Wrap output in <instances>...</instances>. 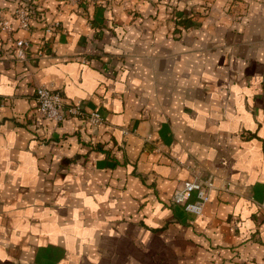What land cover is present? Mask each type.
Listing matches in <instances>:
<instances>
[{"label":"crops","instance_id":"obj_1","mask_svg":"<svg viewBox=\"0 0 264 264\" xmlns=\"http://www.w3.org/2000/svg\"><path fill=\"white\" fill-rule=\"evenodd\" d=\"M229 1L0 0L35 19L26 61L0 31V264H264V0ZM195 174L200 216L171 202Z\"/></svg>","mask_w":264,"mask_h":264},{"label":"built area","instance_id":"obj_2","mask_svg":"<svg viewBox=\"0 0 264 264\" xmlns=\"http://www.w3.org/2000/svg\"><path fill=\"white\" fill-rule=\"evenodd\" d=\"M75 3V0H70ZM33 20L30 7L19 5L13 13V23L5 12L0 9V31L7 34L6 43L14 49L18 60L26 61L29 51L33 48L32 39H21L14 36V23L21 30L30 31ZM61 29L59 21L46 24L42 29L44 37L42 41L48 44L54 34ZM36 111L45 119L62 123L68 117L78 118L91 126L105 125L109 123L97 112H89L86 107L77 102L71 105H65L61 92L50 86H39L36 90ZM182 165V163H181ZM213 184L210 180H203L199 175H193L191 179L184 182L178 189L171 202L174 205H180L187 213L200 216L204 207L210 201V190ZM264 207V205H263Z\"/></svg>","mask_w":264,"mask_h":264},{"label":"rangeland","instance_id":"obj_3","mask_svg":"<svg viewBox=\"0 0 264 264\" xmlns=\"http://www.w3.org/2000/svg\"><path fill=\"white\" fill-rule=\"evenodd\" d=\"M83 0H75V3H81ZM92 4L97 5L100 0H90ZM236 1L237 0H230L229 3L226 6V11L227 13H231L233 11H235V6H236ZM210 12V7L208 5H202V7L200 8V13L201 14H205L208 15Z\"/></svg>","mask_w":264,"mask_h":264}]
</instances>
